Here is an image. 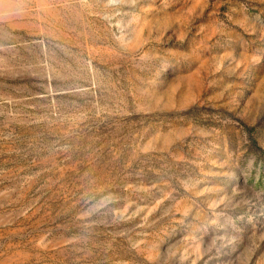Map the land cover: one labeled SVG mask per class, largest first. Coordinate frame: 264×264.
Returning <instances> with one entry per match:
<instances>
[{
    "label": "rangeland",
    "instance_id": "rangeland-1",
    "mask_svg": "<svg viewBox=\"0 0 264 264\" xmlns=\"http://www.w3.org/2000/svg\"><path fill=\"white\" fill-rule=\"evenodd\" d=\"M0 264H264V0H0Z\"/></svg>",
    "mask_w": 264,
    "mask_h": 264
}]
</instances>
